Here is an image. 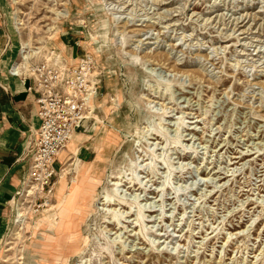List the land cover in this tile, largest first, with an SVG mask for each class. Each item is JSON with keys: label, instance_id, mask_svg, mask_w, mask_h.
Segmentation results:
<instances>
[{"label": "rangeland", "instance_id": "rangeland-1", "mask_svg": "<svg viewBox=\"0 0 264 264\" xmlns=\"http://www.w3.org/2000/svg\"><path fill=\"white\" fill-rule=\"evenodd\" d=\"M8 1L20 62L88 53L100 88L93 148L21 188L0 264H264V0Z\"/></svg>", "mask_w": 264, "mask_h": 264}, {"label": "built area", "instance_id": "built-area-1", "mask_svg": "<svg viewBox=\"0 0 264 264\" xmlns=\"http://www.w3.org/2000/svg\"><path fill=\"white\" fill-rule=\"evenodd\" d=\"M51 55L47 61L34 65L19 61L10 72L29 80L28 90L36 95L39 126L28 132L25 141L23 160L27 162V172L23 186L34 185L37 195L45 194L44 199L53 192L51 180L58 153L84 127L93 113L90 101L98 96L100 88L95 60L90 54H83L72 64Z\"/></svg>", "mask_w": 264, "mask_h": 264}, {"label": "crops", "instance_id": "crops-1", "mask_svg": "<svg viewBox=\"0 0 264 264\" xmlns=\"http://www.w3.org/2000/svg\"><path fill=\"white\" fill-rule=\"evenodd\" d=\"M17 36L19 34L13 14L9 10V1L0 0V247L9 225L10 208L13 214V200H16V195L23 187L26 177L27 162L23 160L25 141L28 132L35 131L39 126L35 105L36 95L28 90L31 82L10 73L20 61L21 43ZM88 122L89 119L85 122L87 134L75 133L71 138L72 147L68 146L69 142L67 146L65 145L62 149L64 153H58L57 163L68 162L71 155L79 156L80 159L87 157L88 150L93 148L90 143L93 139L89 135L92 127ZM94 142L96 145L99 140L95 139ZM81 162L91 163L90 160L85 162L77 160V165L80 167L83 165H80ZM78 172L77 176H79ZM62 176H64L63 188L60 183ZM72 186L68 187L65 174L62 173L57 180L55 190L56 204L62 200L67 190L71 191ZM80 191L81 188L78 187L71 194V208L73 206L75 208L76 196ZM57 208L59 211L60 208ZM12 221L14 222V218L10 222ZM54 225L53 221L47 223V227Z\"/></svg>", "mask_w": 264, "mask_h": 264}, {"label": "bare ground", "instance_id": "bare-ground-1", "mask_svg": "<svg viewBox=\"0 0 264 264\" xmlns=\"http://www.w3.org/2000/svg\"><path fill=\"white\" fill-rule=\"evenodd\" d=\"M26 45H28V44H26ZM32 51V50H31ZM37 54V53H36ZM32 56V54L30 55L29 53L28 54H26V55H24L23 56V58H22V65H26L28 62H29V60H31V57ZM91 102L92 101H90V106L92 107V104H91ZM71 140V139H70ZM70 142V141H69ZM83 167V166H82ZM60 176L61 175H59V178H60ZM62 179H63V176H62ZM28 185H30V184H26L25 186V189H24V192H25V195H27V196H30V195H33V189H35V187H34V185L33 186H28ZM64 185V181L62 182V184H61V186H63ZM74 186H75V184H74ZM73 186V188H75ZM73 189L71 190V191H69V194H68V196H67V198L69 197V200L71 199V194H73ZM158 192V194H159V191H157ZM13 204H15L14 206H17V208H19V205H17V203H16V200H13ZM63 205V204H62ZM64 208V207H63ZM66 209V208H65ZM18 211H17V216H16V214H14V216H15V222L16 223H18L19 224V226H21L22 225V223H23V213L20 211V208L19 209H17ZM21 212V213H20ZM140 217V216H139ZM138 217V218H139ZM19 219V220H18ZM22 219V220H21ZM114 219H116V217L114 218ZM140 219V218H139ZM140 224V223H139ZM142 232V231H141ZM16 235L17 236H19V237H21V234H20V232H17L16 233ZM3 244H6V241L4 240V242H3ZM7 250H10V249H7ZM6 250V251H7ZM24 257V256H23ZM23 257L21 258V259H23Z\"/></svg>", "mask_w": 264, "mask_h": 264}]
</instances>
